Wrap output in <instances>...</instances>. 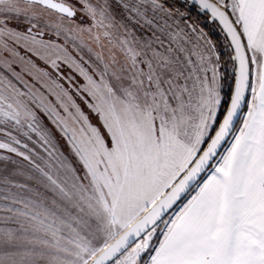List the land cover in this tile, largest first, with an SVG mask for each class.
Instances as JSON below:
<instances>
[{"label": "snow or ice", "instance_id": "snow-or-ice-1", "mask_svg": "<svg viewBox=\"0 0 264 264\" xmlns=\"http://www.w3.org/2000/svg\"><path fill=\"white\" fill-rule=\"evenodd\" d=\"M0 264H264V0H0Z\"/></svg>", "mask_w": 264, "mask_h": 264}, {"label": "rangeland", "instance_id": "rangeland-1", "mask_svg": "<svg viewBox=\"0 0 264 264\" xmlns=\"http://www.w3.org/2000/svg\"><path fill=\"white\" fill-rule=\"evenodd\" d=\"M194 19L195 17H197L196 15L193 14L192 16ZM198 22H200V24L205 28L206 31L209 32V34H211L210 36L214 39V40H218L220 41V47H219V51L221 52V55H222V63H223V60L227 58V55H228V52H229V49H227L225 46H224V42H223V38L221 36V34L218 33V30L216 29V27L207 19V18H203L201 20H199ZM220 32V31H219ZM217 36L215 37L214 35ZM214 37H213V36ZM223 69V68H222ZM226 70V69H225ZM230 71V69H228Z\"/></svg>", "mask_w": 264, "mask_h": 264}, {"label": "flooded vegetation", "instance_id": "flooded-vegetation-1", "mask_svg": "<svg viewBox=\"0 0 264 264\" xmlns=\"http://www.w3.org/2000/svg\"><path fill=\"white\" fill-rule=\"evenodd\" d=\"M193 14L197 16V13L195 12V10H193V12H192V16H193ZM195 18H196V17H195ZM201 19H203V15H200V16H199L198 21L201 20ZM199 23H200V22H199ZM214 26H215V25H214ZM215 27H216V29L218 30V33L220 34V32H219V28H218L217 26H215ZM205 28H206V27H205ZM210 35H211V34H210ZM212 36H213V35H212ZM214 36L216 37L217 34L214 35ZM214 36H213V37H214ZM222 71H229V70H228V69H226V70H225V69H222ZM229 72H230V71H229Z\"/></svg>", "mask_w": 264, "mask_h": 264}, {"label": "trees", "instance_id": "trees-1", "mask_svg": "<svg viewBox=\"0 0 264 264\" xmlns=\"http://www.w3.org/2000/svg\"><path fill=\"white\" fill-rule=\"evenodd\" d=\"M203 18H204V16H203ZM206 18V17H205ZM221 34V33H220ZM226 85H230L231 83H232V81L229 79V80H226Z\"/></svg>", "mask_w": 264, "mask_h": 264}]
</instances>
